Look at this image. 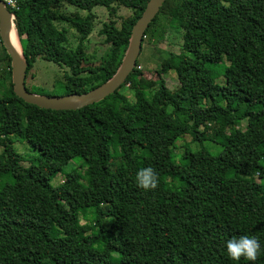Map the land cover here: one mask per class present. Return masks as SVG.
Masks as SVG:
<instances>
[{"label":"trees","instance_id":"obj_1","mask_svg":"<svg viewBox=\"0 0 264 264\" xmlns=\"http://www.w3.org/2000/svg\"><path fill=\"white\" fill-rule=\"evenodd\" d=\"M16 1L11 12L27 75L39 58L68 68L60 96L85 94L116 74L149 2ZM63 3L88 14L66 15ZM185 3L194 18L173 61L175 91L147 79L137 61L105 100L45 110L14 93L1 46L0 264H253L227 256V241L241 235L258 239L254 264H264V0H166L143 44L148 35L159 37L160 15L174 18ZM98 7L110 14L99 33L111 49L102 64L88 67L85 42ZM118 7L133 11L120 27ZM58 24L76 30L75 50ZM128 83L134 102L121 93ZM186 135L198 149L187 144L176 161ZM14 137L37 152L28 167ZM206 142L221 152L211 154ZM77 158L80 165L53 186ZM145 167L158 174L154 190L135 183Z\"/></svg>","mask_w":264,"mask_h":264},{"label":"rangeland","instance_id":"obj_2","mask_svg":"<svg viewBox=\"0 0 264 264\" xmlns=\"http://www.w3.org/2000/svg\"><path fill=\"white\" fill-rule=\"evenodd\" d=\"M135 2L140 4V0H135ZM59 9L64 14L72 17H85L88 14L87 12L80 11L66 3H63ZM94 13L97 16L94 29L89 39L85 42L88 57L86 64L88 67H97L102 64L111 49V46L106 43L105 37L101 36L99 33L103 24L108 23L111 20L109 11L105 8L98 7L94 10ZM132 15L133 11L131 9L118 7V17L116 19L117 26L120 27L122 22ZM193 18L194 17L187 3L181 5V7L177 9V16L174 18L171 16L160 15L157 24L160 31L159 37H151V35H148L138 58V69L147 79L153 80L157 83L165 81L168 89L171 91H175L179 88L180 84L172 65L175 57H177L181 51L183 43L182 34L192 22ZM58 26L59 28L68 29V43L66 44V47L69 50H75L78 46L79 40L76 30L70 28V26L66 24H58ZM1 46L2 43L0 41V58L4 55ZM5 67L6 62H0V73ZM70 73V70L66 67L39 58L33 69L27 75L26 86L29 89L37 87L47 94L50 93L55 96H60L63 93L60 86L65 82L66 74ZM217 82L223 84L222 80L218 79ZM121 93L126 94L130 100L134 102V99L131 96V83H128L123 89H121ZM13 140L15 142L14 146L18 152L27 158L28 162H25L23 165L28 167L30 165L29 162L37 157V152L27 143L20 141L18 138L14 137ZM187 144H189L188 146L193 150L198 149V144L193 143L190 135L180 138L177 142L175 155L176 161H180L179 156L182 154L181 152L188 147L186 146ZM204 145L213 155H218L222 150L221 146L211 142H206ZM80 163L81 160L78 158L72 160V162L64 167L63 171L54 178L52 185H61L66 179V175L76 169ZM261 185L264 189V180L261 181Z\"/></svg>","mask_w":264,"mask_h":264},{"label":"water","instance_id":"obj_3","mask_svg":"<svg viewBox=\"0 0 264 264\" xmlns=\"http://www.w3.org/2000/svg\"><path fill=\"white\" fill-rule=\"evenodd\" d=\"M165 2L166 0H149L142 16L132 29L130 44L122 64L109 81L85 94L46 96L33 94L27 90V64L22 47L21 53H19L10 40V33L13 29H15L19 38L15 25V16L0 0V41L11 59L14 93L28 104L53 111L79 110L105 100L117 92L134 72L143 48L145 33Z\"/></svg>","mask_w":264,"mask_h":264},{"label":"clouds","instance_id":"obj_4","mask_svg":"<svg viewBox=\"0 0 264 264\" xmlns=\"http://www.w3.org/2000/svg\"><path fill=\"white\" fill-rule=\"evenodd\" d=\"M135 183L144 191L154 190L159 183L158 174L152 167L142 168L136 173ZM226 251L228 258L233 261L243 258L254 264L261 252V245L257 238L241 235L227 241Z\"/></svg>","mask_w":264,"mask_h":264},{"label":"bare ground","instance_id":"obj_5","mask_svg":"<svg viewBox=\"0 0 264 264\" xmlns=\"http://www.w3.org/2000/svg\"><path fill=\"white\" fill-rule=\"evenodd\" d=\"M10 40H11L12 44L14 45V47L16 48V50L19 53H21V45H20L19 38L15 32V29H13L10 33Z\"/></svg>","mask_w":264,"mask_h":264},{"label":"built area","instance_id":"obj_6","mask_svg":"<svg viewBox=\"0 0 264 264\" xmlns=\"http://www.w3.org/2000/svg\"><path fill=\"white\" fill-rule=\"evenodd\" d=\"M2 1L5 4L6 8H8L10 11H11V9L14 10V9H17L18 8L17 7L18 4H17V1L16 0H2Z\"/></svg>","mask_w":264,"mask_h":264}]
</instances>
